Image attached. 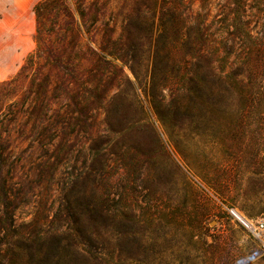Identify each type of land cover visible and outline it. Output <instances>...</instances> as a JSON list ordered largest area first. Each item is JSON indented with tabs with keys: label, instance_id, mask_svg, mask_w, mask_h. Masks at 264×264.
I'll use <instances>...</instances> for the list:
<instances>
[{
	"label": "rangeland",
	"instance_id": "374dc122",
	"mask_svg": "<svg viewBox=\"0 0 264 264\" xmlns=\"http://www.w3.org/2000/svg\"><path fill=\"white\" fill-rule=\"evenodd\" d=\"M42 1L0 0V131L11 128L13 102L27 101L28 81L15 89L6 84L36 49L33 9ZM109 21L107 14L99 24ZM108 40L103 27L83 32L80 56L88 58L90 48ZM131 40H123L125 50ZM141 51L135 61L128 52L126 65L114 62L123 71L120 78L116 72L95 81L98 99L85 94L94 99L80 117L84 122L70 133L61 130L46 157L15 154L13 168H5L12 170L8 212L17 230L9 242L34 241L28 253L43 246L49 256L59 251V264H264V248L229 213L233 208L247 219L264 220V140L257 149L253 141L236 143L233 102L220 109L189 108L176 93L179 81L160 76L164 66L154 68L147 44ZM171 69L165 66L168 74ZM42 85L47 92L58 88L51 104L62 120L69 102L65 83L43 79ZM243 116L246 136L264 138V120L253 122L264 117ZM25 121L19 120L20 127ZM25 146L19 139L11 149ZM73 221L97 247L79 255L59 248L61 232Z\"/></svg>",
	"mask_w": 264,
	"mask_h": 264
},
{
	"label": "trees",
	"instance_id": "16d2710c",
	"mask_svg": "<svg viewBox=\"0 0 264 264\" xmlns=\"http://www.w3.org/2000/svg\"><path fill=\"white\" fill-rule=\"evenodd\" d=\"M74 1L75 8L69 0H43L34 7L36 49L17 77L6 84L15 89L23 79L28 81L24 93L27 101L13 102L8 121L11 128L0 131V264H43L46 259V264L60 263L59 251L49 256L44 246L28 253L34 244L30 239L9 242V235L17 230L8 212L13 178L11 168L7 171L5 168L8 165L13 168L11 160L17 158L15 154L22 157L37 153L46 157V148L61 130L70 133L84 122L80 117L91 99H98L99 86L94 85L95 81H103L116 72L120 78L123 71L114 62L126 65L128 52H132L131 60L135 61L145 44L154 68L164 66L158 70L160 76L179 81L175 82L176 93L186 99L189 108L220 109L233 102L239 118L231 138L239 144L253 141L254 149L264 140L258 134L246 136L243 119L244 114L264 117V0H126L117 4L111 0ZM107 14L110 21L99 24ZM101 27L109 36L108 44L102 42L96 49L90 48L88 58L80 56L83 32L98 31ZM118 30L121 33L112 41L110 35H116ZM144 32L149 36H144ZM135 33L137 36L132 37ZM124 39H132L126 50ZM83 60L89 65L83 66ZM169 64L170 74L165 70ZM43 79L65 83L63 91L69 102L62 120H58V112L51 104L58 99L55 96L58 88L48 90L51 92L48 97V92L42 89ZM80 87L82 90L78 92ZM86 93L96 97L88 98ZM173 107L178 109L180 105L176 102ZM20 119L26 120L21 127ZM262 120L257 118L253 122ZM4 124L1 121L0 128ZM19 139L26 146L15 152L11 144ZM61 234L59 248H67L72 255L97 247L94 241L84 239L83 229L74 221Z\"/></svg>",
	"mask_w": 264,
	"mask_h": 264
},
{
	"label": "built area",
	"instance_id": "2783aa9c",
	"mask_svg": "<svg viewBox=\"0 0 264 264\" xmlns=\"http://www.w3.org/2000/svg\"><path fill=\"white\" fill-rule=\"evenodd\" d=\"M229 213L247 230L254 239L264 248V220L254 221L242 216L236 209L231 208Z\"/></svg>",
	"mask_w": 264,
	"mask_h": 264
}]
</instances>
